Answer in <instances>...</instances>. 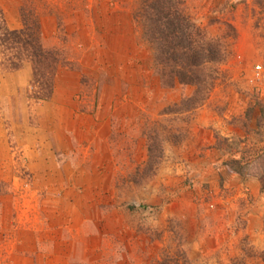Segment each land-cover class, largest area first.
<instances>
[{"label":"rangeland","instance_id":"1","mask_svg":"<svg viewBox=\"0 0 264 264\" xmlns=\"http://www.w3.org/2000/svg\"><path fill=\"white\" fill-rule=\"evenodd\" d=\"M183 5L236 37L205 101L166 113L193 87L161 86L136 0H0L56 61L38 99L32 62L0 45V264H264V0Z\"/></svg>","mask_w":264,"mask_h":264},{"label":"trees","instance_id":"2","mask_svg":"<svg viewBox=\"0 0 264 264\" xmlns=\"http://www.w3.org/2000/svg\"><path fill=\"white\" fill-rule=\"evenodd\" d=\"M132 19L140 28L143 41L152 50L153 65L161 86L165 90L177 86L193 87L189 95L167 105L162 111L188 113L202 104L218 76L219 65L229 55V47L235 40L236 34L232 26L226 24L228 32L212 35L192 20L184 8L183 0H136ZM40 37V23L37 20L34 28L30 29L23 17L22 27L12 30L0 16V45H5V50L13 52L5 58V64H11L13 69L18 66L22 57L28 58L33 65L35 81L42 79L47 84L46 92L37 94L38 99H44L52 92L56 61H53L54 52L43 47ZM146 138V163L148 167L154 168L159 148L158 133L149 130ZM248 164L249 162L240 158L224 162L231 172L239 174H244ZM258 178L260 189L264 191V171L258 173Z\"/></svg>","mask_w":264,"mask_h":264},{"label":"built area","instance_id":"3","mask_svg":"<svg viewBox=\"0 0 264 264\" xmlns=\"http://www.w3.org/2000/svg\"><path fill=\"white\" fill-rule=\"evenodd\" d=\"M258 68V67H257Z\"/></svg>","mask_w":264,"mask_h":264}]
</instances>
